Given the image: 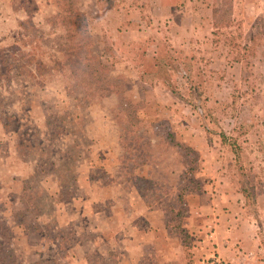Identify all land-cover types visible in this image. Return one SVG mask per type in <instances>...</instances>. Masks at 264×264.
Masks as SVG:
<instances>
[{
	"label": "rangeland",
	"instance_id": "obj_1",
	"mask_svg": "<svg viewBox=\"0 0 264 264\" xmlns=\"http://www.w3.org/2000/svg\"><path fill=\"white\" fill-rule=\"evenodd\" d=\"M231 231L264 259V0H0V264H196Z\"/></svg>",
	"mask_w": 264,
	"mask_h": 264
},
{
	"label": "crops",
	"instance_id": "obj_2",
	"mask_svg": "<svg viewBox=\"0 0 264 264\" xmlns=\"http://www.w3.org/2000/svg\"><path fill=\"white\" fill-rule=\"evenodd\" d=\"M206 210L213 212L216 208L208 207ZM221 217L224 221L220 222L218 228L222 225L226 226L225 216ZM228 236L224 240L216 235V239L213 241V256H217L225 264H264L263 256H260L261 250H259V245L256 243L257 239L253 235L247 233L245 236L238 237L231 231ZM200 258L201 256L197 257L196 264H205L204 260L209 257H203L201 261Z\"/></svg>",
	"mask_w": 264,
	"mask_h": 264
},
{
	"label": "trees",
	"instance_id": "obj_3",
	"mask_svg": "<svg viewBox=\"0 0 264 264\" xmlns=\"http://www.w3.org/2000/svg\"><path fill=\"white\" fill-rule=\"evenodd\" d=\"M215 13H216V10L214 11ZM76 16V18L80 21V19H81V14H77V15H75ZM84 22V19H82L81 21H80V24L78 25L79 27H80V29H81V24ZM214 26V25H213ZM82 28H84V27H82ZM79 31H81V30H78V32ZM82 33H83V31H82ZM256 39H257V37H256V35L255 36H253V37H251V39H250V42H251V44L253 45L254 43H255V41H256ZM82 41V40H81ZM251 45V46H252ZM245 49H247V50H250L251 49V47H244ZM235 61H238L237 59H235ZM97 62H98V64H96V67L97 68H99V69H105V66H102V63L97 59ZM97 70V69H96ZM98 72H100L99 70H97ZM138 180H139V182H143L144 180L142 179V177H140V178H138ZM138 188V190H139V192H140V195L143 197V199L145 200V202L147 203V205H150L151 204V201L147 198V196L145 195V193H144V188L143 187H141V186H138L137 187ZM243 188V187H242ZM245 188H243V194H244V196H245V198L246 199H248V197H251V191L249 192V193H247L245 190H244Z\"/></svg>",
	"mask_w": 264,
	"mask_h": 264
},
{
	"label": "built area",
	"instance_id": "obj_4",
	"mask_svg": "<svg viewBox=\"0 0 264 264\" xmlns=\"http://www.w3.org/2000/svg\"><path fill=\"white\" fill-rule=\"evenodd\" d=\"M205 264H224L223 261L218 257H212L205 262Z\"/></svg>",
	"mask_w": 264,
	"mask_h": 264
}]
</instances>
